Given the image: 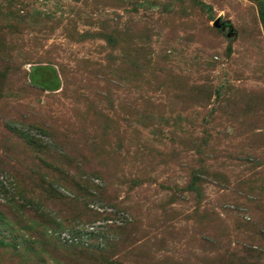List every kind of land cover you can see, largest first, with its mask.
Instances as JSON below:
<instances>
[{
    "label": "rangeland",
    "instance_id": "1",
    "mask_svg": "<svg viewBox=\"0 0 264 264\" xmlns=\"http://www.w3.org/2000/svg\"><path fill=\"white\" fill-rule=\"evenodd\" d=\"M0 264H264V0H0Z\"/></svg>",
    "mask_w": 264,
    "mask_h": 264
},
{
    "label": "water",
    "instance_id": "2",
    "mask_svg": "<svg viewBox=\"0 0 264 264\" xmlns=\"http://www.w3.org/2000/svg\"><path fill=\"white\" fill-rule=\"evenodd\" d=\"M215 24H216L217 26H219V23H218L217 21L215 22Z\"/></svg>",
    "mask_w": 264,
    "mask_h": 264
}]
</instances>
